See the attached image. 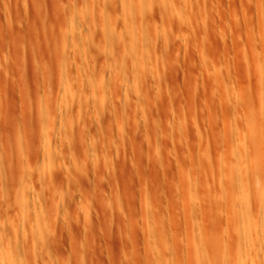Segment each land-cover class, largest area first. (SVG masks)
I'll use <instances>...</instances> for the list:
<instances>
[{
  "label": "rangeland",
  "instance_id": "obj_1",
  "mask_svg": "<svg viewBox=\"0 0 264 264\" xmlns=\"http://www.w3.org/2000/svg\"><path fill=\"white\" fill-rule=\"evenodd\" d=\"M263 83L264 0H0V264H264Z\"/></svg>",
  "mask_w": 264,
  "mask_h": 264
},
{
  "label": "bare ground",
  "instance_id": "obj_2",
  "mask_svg": "<svg viewBox=\"0 0 264 264\" xmlns=\"http://www.w3.org/2000/svg\"><path fill=\"white\" fill-rule=\"evenodd\" d=\"M262 81H263V79H262ZM263 84H264V83H263ZM46 118H47V117H46ZM48 119H50L49 116H48ZM6 166H7V165H6ZM263 166H264V165H263ZM263 166H262V167H263ZM1 167H2V166H1ZM8 167H9V166H8ZM11 167H12V166H11ZM256 167H257V165H256ZM252 168L254 169V167H252ZM252 168H251V169H252ZM255 169H257V168H255ZM255 169H254V170H255ZM260 169H261V168H260ZM263 169H264V168H263ZM4 170H5V169H4ZM8 170H9V169H8ZM1 172H2V171H1ZM14 172H15V170L13 169V173H14ZM259 172H260V171H259ZM259 172H258V173H255V174H256V175H257V174L259 175ZM4 173H5V172H4ZM8 173H9V172H8ZM10 173H11V172H10ZM13 173H11L10 176H11ZM251 173H252V171H251ZM262 173H263V172H262ZM15 174H16V173H15ZM15 174L12 175V176H15ZM253 174H254V173H253ZM255 174H254V175H255ZM260 174H261V173H260ZM6 175H9V174H5V178H6ZM239 177H240V176H239ZM7 178H8V177H7ZM13 178H14V177H13ZM243 178H244V177H243ZM17 179H19V181H20V179H21V175H20V178H17ZM240 179H241V178H240ZM13 180H14V179H13ZM14 184H15V183H14ZM20 184H21V183H20ZM11 185H12V184H11ZM11 185H10V186H11ZM11 188H12V187H11ZM11 188H10V189H11ZM12 190H15V189L12 188ZM10 193H11V192H10ZM261 201H262V200H261ZM259 205H260V204H259ZM263 208H264V207H263ZM263 208H262V209H263ZM259 210H260V209H258V211H259ZM261 211H262V210H261ZM263 211H264V209H263ZM262 214H263V213H262ZM244 230H245V229H244ZM238 232H239V233H238V238H239L238 240H240V241L243 240V239L245 240L246 238H249V237H250V240L252 239V238H251V234H249V231L246 232V231H243V230H239ZM250 232H251V231H250ZM253 232H256V231H253ZM252 236H253V235H252ZM253 238H254V237H253Z\"/></svg>",
  "mask_w": 264,
  "mask_h": 264
}]
</instances>
